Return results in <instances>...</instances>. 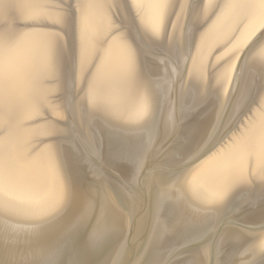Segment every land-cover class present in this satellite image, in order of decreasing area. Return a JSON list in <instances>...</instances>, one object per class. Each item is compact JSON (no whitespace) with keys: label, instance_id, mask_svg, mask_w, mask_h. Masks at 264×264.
<instances>
[{"label":"water","instance_id":"water-1","mask_svg":"<svg viewBox=\"0 0 264 264\" xmlns=\"http://www.w3.org/2000/svg\"><path fill=\"white\" fill-rule=\"evenodd\" d=\"M0 264H264V0H0Z\"/></svg>","mask_w":264,"mask_h":264}]
</instances>
